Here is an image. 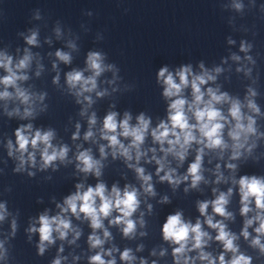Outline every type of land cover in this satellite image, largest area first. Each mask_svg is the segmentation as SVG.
Wrapping results in <instances>:
<instances>
[{"label":"clouds","instance_id":"1","mask_svg":"<svg viewBox=\"0 0 264 264\" xmlns=\"http://www.w3.org/2000/svg\"><path fill=\"white\" fill-rule=\"evenodd\" d=\"M233 7L240 11L243 9L241 3H234ZM91 13H89L90 15ZM36 18H39L37 14ZM56 33L60 35V29H56ZM38 33L32 31L30 35L25 37L27 45L36 46ZM229 44L235 43L229 39ZM69 47L75 49V44H69ZM252 45L241 41L240 51L249 52ZM56 58L64 64H70L72 57L69 53L57 50ZM33 54L29 48L24 49V55L15 64L13 58L4 52H0V68L6 73L0 76V85L3 91H0V101H5V114L11 117H18L21 120L34 118L36 114L37 102H43L46 93H32L28 89L20 86L19 82L29 79L26 71L32 63ZM231 59L239 61L240 56L233 54ZM251 63H255L251 56H246ZM105 54L99 51H89L86 58V67L83 70L73 69L66 73V84L70 93L77 99L78 104L85 103L80 115L83 116L88 107L94 103L90 94L96 92L97 97L107 95V91H96L97 78L106 71H112L114 65L105 64ZM57 65L53 63V69ZM201 71L194 73L191 64L181 65L175 70L170 71L167 66L161 67L157 72V83L163 87L162 95L169 101L167 109V120H161L155 127H151V118L144 113H140L136 117V123L132 124V116L129 112H125L122 119H118V113L115 111L108 112L99 129L100 139L106 141V144L99 146L100 158L96 159L92 155L91 149L79 150L75 156L77 161L76 169L85 176L92 175L97 178L98 182L95 186H87L83 183L75 185L76 191L64 198L63 203H58L56 207L59 212L50 216L46 210L40 214L35 224L27 229L28 233H38L39 243L37 244V254L43 255L48 245L55 243L56 239L65 240L69 233H73V237L68 241L74 244L81 236V231L72 226L69 214L77 220L83 217L92 229L88 236V244L90 249H99L94 255L88 258V264H117L114 252H119V259L122 264H134L137 257L133 254L132 249L125 248L119 251L118 248L112 247L105 249L104 245L112 239V234L105 228L104 221L107 220L110 226L119 227L124 238L132 239L137 232V224L143 228L145 221L144 213H140V219L134 220L133 216L141 205L140 195L141 189L143 194L154 197L156 192L152 184V175L146 174L145 169L138 166L143 158L146 163H155L156 175L161 183L167 182L175 191L182 183L190 182L184 188L187 193L190 189H197L201 182L207 183L203 175L204 172V156L206 150L211 152H219L220 158H223L225 150L231 151L230 161H236L245 153L251 154L252 150L257 146L256 140L264 137V133L258 132L256 127V119L253 115H249L242 111L245 107L249 112L259 115L260 108L255 103L253 97L257 92L251 87L248 88V95L245 97L246 103H242L237 98H232L227 92H220L219 88L207 87L202 90V86L210 81H215L217 74L221 73L220 67L209 71L205 68L203 62L199 64ZM42 65H38L36 75H40ZM242 69L238 68L237 71ZM118 71V70H117ZM89 72L90 75H85ZM248 69L246 74H250ZM115 77V72H114ZM59 82V75L53 78V83ZM111 83V81H110ZM13 91H9V89ZM190 88L192 99L189 101L183 95L184 90ZM116 89H113L115 91ZM81 97L83 98L81 100ZM19 102L23 106V110L19 106L8 110L7 102ZM229 104L228 114L225 115L222 108L218 105ZM44 109H41L43 111ZM97 123L96 114L93 112L88 119V130L84 133L85 141L93 140V128ZM227 126V137L231 141L225 140V128ZM80 124H76V131L72 135L73 140H77L80 136ZM15 144L9 139L6 147L8 156L14 157L18 163L15 172H22L25 166L35 167L37 164L36 153L40 154V169L44 170L50 166L54 167V162L60 161L64 163L70 151L66 144L55 146L52 141L55 138V131L51 128L47 130L33 129L31 123L21 124L15 129ZM151 136L154 145H158V151L162 155H157V148L151 147L147 150L143 149L146 137ZM255 137V139H253ZM124 138L128 141L127 145L122 141ZM195 147L194 160L189 164L187 171L183 175L177 174V169L170 167L168 157L171 156L177 161V166L184 163L190 151ZM113 159L123 158L127 167L133 169L136 178L141 182L140 189L126 184L121 189L117 184H113L109 189L108 186L99 181L102 175V161L107 158L109 151ZM149 153L151 156L149 158ZM68 163H71L69 160ZM211 163V161H209ZM225 167L235 172L237 165L235 163H226ZM220 164H216L214 175L216 184L225 181V177L221 172ZM163 173V175H160ZM29 176L34 173L29 172ZM232 183L238 185L240 215L244 217L243 227L239 236L245 240L250 237L249 228H253L256 234L250 241L252 248L258 249L261 255H264V177L256 175H242L239 179H233ZM215 198L212 200L197 201V209L201 219L197 218L195 223L185 220L181 211L169 214L161 227L162 238L172 246L173 264H252V257L245 255L239 251L236 241L239 239L235 233L228 230L226 220H232L233 213L228 211L227 206L230 203V197L233 195V188L229 187L227 192L212 189ZM169 198L164 196L160 203H168ZM211 208V214L208 209ZM152 205H148L149 212ZM254 213L253 215H249ZM9 213L5 203H0V222L4 221ZM221 219H214V217ZM36 224L39 226L37 227ZM207 228L215 231L213 237ZM255 225V226H254ZM11 235L14 236L17 230L16 220L11 222ZM102 232V236L98 234ZM141 236L146 235L140 232ZM31 237H29L30 239ZM215 241L222 246V251L217 256H213L211 252L205 249L209 246L210 241ZM4 241H0V260L7 257V250L4 247ZM143 245L137 247L136 251H142ZM63 252V247L59 249ZM195 252V255L191 253ZM230 253V257L226 258V254ZM160 256L166 254V250L160 251ZM151 255L155 256L156 251L153 250ZM107 257V259L105 258ZM66 257L57 256L52 264H62V260ZM74 259H79L75 257ZM139 264H148L144 258L139 259ZM152 264H157L155 260Z\"/></svg>","mask_w":264,"mask_h":264}]
</instances>
